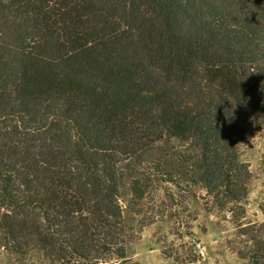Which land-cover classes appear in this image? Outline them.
<instances>
[{
    "label": "trees",
    "instance_id": "16d2710c",
    "mask_svg": "<svg viewBox=\"0 0 264 264\" xmlns=\"http://www.w3.org/2000/svg\"><path fill=\"white\" fill-rule=\"evenodd\" d=\"M263 125L264 0H0V249L15 264L124 263L196 192L242 209L239 155ZM249 231L230 252L264 264Z\"/></svg>",
    "mask_w": 264,
    "mask_h": 264
},
{
    "label": "rangeland",
    "instance_id": "374dc122",
    "mask_svg": "<svg viewBox=\"0 0 264 264\" xmlns=\"http://www.w3.org/2000/svg\"><path fill=\"white\" fill-rule=\"evenodd\" d=\"M239 160L251 174L248 199L242 209L232 207V212H222L211 198L196 192V198L188 200L185 213L172 210L170 218L147 227L133 244L127 261L119 264H181L176 256L168 258L169 253L181 255L191 250L201 258V264H249L232 254L228 243L235 240L242 226L264 237V125L253 142L241 149ZM128 199L126 196L122 200L123 207ZM29 263L41 261L31 257ZM0 264H15L2 249Z\"/></svg>",
    "mask_w": 264,
    "mask_h": 264
}]
</instances>
